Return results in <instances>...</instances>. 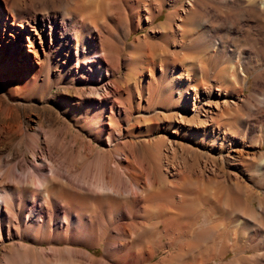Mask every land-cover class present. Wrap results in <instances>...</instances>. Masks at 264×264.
Listing matches in <instances>:
<instances>
[{
    "label": "bare ground",
    "instance_id": "obj_1",
    "mask_svg": "<svg viewBox=\"0 0 264 264\" xmlns=\"http://www.w3.org/2000/svg\"><path fill=\"white\" fill-rule=\"evenodd\" d=\"M2 1L7 4L8 0ZM101 1L106 8L103 9L102 5L95 6L93 3L94 6L90 8L91 10L84 14L86 9L84 11L83 3L80 2L74 7L72 18L62 17L68 21L71 28L77 25L78 19L83 22V27H81L83 33L74 32L73 36H69L68 33L63 34V41L68 52L72 53L71 50L74 49L78 71L80 73L87 71V83L91 89H95L94 83L101 82L104 77L103 72L109 76L112 74L109 70L107 48L113 49L118 58L120 44H127L126 40L132 32L144 28L141 25L134 29L128 35H124L123 42L119 43V39L111 31L112 28L109 29L110 25L106 17V13H110L111 7L115 4L112 2L113 0ZM135 1L137 5L133 10L135 11L134 16L139 15V18H144L143 20L147 25L154 23L163 12V7L166 6L165 4H158L154 7L156 9H153L151 4L153 2ZM225 1L216 0L217 4H220L217 6L238 11L237 6V8L231 4L230 6ZM238 2L237 4L241 7L238 13L253 14L264 21V0H238ZM97 4L100 3L97 2ZM186 4V7L180 8L179 14H176L175 11L168 13L165 21L162 22L161 29L167 30L168 33L165 32V36H170L173 40L178 35L180 38L183 35L188 36L184 47L189 51V54L187 53L184 58L182 57L184 61L188 62L191 59L190 55H197L201 52L200 49H205L208 45L207 37H211L210 33L216 28L207 27L198 36L190 32L191 29H195V25L197 27L203 26L206 20L193 2L188 1ZM108 10L109 12H106ZM18 14L12 6L2 8L0 5V83H4L9 77L20 79L29 75L32 77L39 75L43 65L48 60L46 52L45 58H39L35 45L36 38L41 40V45L44 43L47 34L46 20H39L26 13ZM175 14L176 21L181 22L183 27L188 29V32L182 29L179 23L172 24ZM111 20L112 18L109 21ZM48 22L51 24L50 21ZM174 27L175 29L172 30ZM98 31L104 34L96 37ZM48 34L50 35V33ZM84 36L89 39L85 41ZM25 37L28 45L25 43ZM178 41L182 42V40ZM210 41L209 46L212 52L209 56L215 53L219 59L226 60L225 63L229 64L230 71L228 69L226 71L222 66L216 75L221 77L220 83H216V87L211 91L204 90L208 86L200 88L196 83L195 85L188 83L185 89L182 88L181 98L174 100L170 93L176 106H180L182 100L183 103L190 104L192 99H202L203 105L202 107L200 105V109L203 113L200 115L203 118L200 119L196 110L199 106L196 104L197 101L193 100L195 113L188 118L181 113L187 110L186 107H183L182 111L177 112L178 115H176L179 122H187L188 119L196 120L202 125L205 135L209 132H214L216 135V129L222 125H227L231 131L232 129L238 131L245 120L259 117V121H251L253 124L247 122L244 129L246 130L252 125L257 128L258 133L260 132L264 139V93L260 97H256L252 93L246 98H241L236 93V84L240 85L238 76L244 77L241 80V90L245 87L246 75L240 69L244 54L231 51L216 37L212 36ZM148 51H150L148 43L132 44V51L130 52L132 55L127 61L132 67L130 70L132 69L133 72L137 73L144 71L145 67L151 63L150 60L155 57L153 55L158 53ZM32 54L34 55L33 58ZM133 55L137 57V63L133 62ZM159 55H163L162 52ZM19 56L22 58L21 62H18ZM177 58L178 56L171 59L172 64L178 60ZM165 59L161 57V65L165 66V69L161 68L162 73L159 75L161 79L168 78L170 73V62ZM245 59L250 61L247 57ZM217 61L215 62L218 63ZM186 64L185 71L187 73L184 75L187 81L200 82L197 79L198 72L191 67L193 63ZM263 66L264 64H261L259 67ZM262 69L264 71V68ZM149 70L151 71V69ZM206 79L201 78V82H205ZM110 84L111 82L107 83L103 88L105 98L107 97L105 102L94 101L92 103L94 109L92 110H85L82 107V112L75 119L78 123L83 124V127H79L87 130L90 140H98V142L107 140L110 143L114 141L111 125L114 118L113 110L118 106L119 100L117 101L115 97L118 96V90ZM178 84V82L174 84L171 81L168 87L172 89L176 87L177 89ZM190 90H193L194 97H192ZM251 97L257 101L256 105L251 102ZM106 103L109 105L110 113L104 117ZM198 103H200L199 100ZM3 116H0V136L9 140L13 136H21L22 127L6 123ZM208 117H210L211 122H208ZM214 121L217 126H214ZM222 133L224 135L223 140L229 141L230 136L227 133ZM232 133L234 135V132ZM74 136L80 138L83 145L86 143V148L87 146L94 147L91 141L86 140L79 132H76ZM24 137L26 149L23 151L21 160L7 161L3 164V159L0 157V245L5 241H21L14 243L10 249L8 247L9 250L2 259L3 264H76L72 259L65 257V252L72 256L81 255L96 262L98 259L91 251L62 246L63 243L70 242V235L72 232L74 234L75 231L78 235H84V238L87 239L85 241H88L85 243L82 240L80 241L81 244L94 249L103 243L108 254L115 245L111 239L123 241L130 237L131 241L139 240L136 241V243L139 242V246H136L137 249L133 251L127 248L121 252L123 256H129L135 252L134 254L143 261V264L146 260L151 261L159 252L164 253L163 259L165 256L171 255L176 242L175 239L179 234L190 236V240L194 237L193 234L196 235L191 243L186 245L182 243L185 246H181L179 243L180 246L178 247L182 249V254L177 253L179 257L194 253L198 248H201L204 253L202 245L206 242L210 243L209 248L207 245V249H205L209 256L205 257L204 255L203 258V255L200 254L202 255L201 258L191 264H208L210 262L214 264H264V151L258 155L252 153L253 156H247L249 159L239 157V161H235V164L226 161L234 174L229 173L226 176L218 175L214 178H208L201 191L197 189L193 179L181 176V171L178 172L180 176L173 172L172 177H175L173 181L160 177L157 184L154 167L145 166L137 156L134 161H130L129 156L119 151L120 149L114 150L115 152L112 149L109 152V159L100 168H97L95 173L93 172V177H90L87 169L82 172L74 170L76 154L69 153L61 161H55L48 146H45V151L39 153V149L37 150L39 140L36 135L32 140L29 137ZM21 142L22 140L19 141V143ZM179 145L181 149L185 146L182 143ZM170 147L172 148V146ZM150 148L153 166L159 169L161 163L160 146L153 145ZM172 150L175 151V148L173 147ZM239 162L238 168L236 163ZM171 168L173 170L178 169L174 165ZM254 199H256V203ZM203 206L208 207L203 212V219H208L206 213L213 214V222L209 220L210 224H213L208 230L201 231L200 229L196 233L195 222ZM68 232L71 234L68 235ZM26 241L28 244L25 243Z\"/></svg>",
    "mask_w": 264,
    "mask_h": 264
},
{
    "label": "rangeland",
    "instance_id": "obj_2",
    "mask_svg": "<svg viewBox=\"0 0 264 264\" xmlns=\"http://www.w3.org/2000/svg\"><path fill=\"white\" fill-rule=\"evenodd\" d=\"M188 1L193 2L196 9L200 10L205 16L204 20L207 21H205L203 26L197 27L195 25L194 28L196 31L195 29H191L190 32L198 36L201 35L207 27L212 29L215 27L216 29L212 30L210 33L211 37L213 36L219 39L224 45L230 48L231 51L244 54V57H242L243 64L240 66V69H242L243 73L246 75L245 87L241 90V80H243L244 77L238 76L240 85L238 86V83L236 84L237 95L241 98H246L253 93L256 97H260L261 94L264 93V71L262 69L264 66L261 68L259 67L261 64H264L262 63L264 62V21L253 14L238 13L241 10L240 5L237 4L239 3L238 0L225 1L235 8L238 7L240 10L237 9V12L236 9L232 10V8H229L228 10V8H222L223 6L218 7L217 5L220 4H217L216 0H147V3L153 2L151 3L153 9H156L154 7L158 4L166 5L163 7V12L151 25H147L145 20H143L144 18H139V15H137V17L134 16L135 11L133 10L137 5L135 0H113L112 2L115 4L113 6L114 9L111 7L110 13H106V17L110 25L109 29L111 30L112 28L111 31L119 39V43L123 42L124 35H128L129 32L141 25L144 26V28L132 32L126 40L127 44H120L118 48V58L115 56L116 54L113 49L107 48L110 64L109 70L112 74L109 76L103 72L102 75L104 77L102 76L101 82H96L93 85L95 89H91V86L87 83V71L81 73L78 71L74 49L71 50L72 53L68 52L63 41V34L68 33L69 36H73L74 32L83 33V30L81 31L83 22L78 19L77 25L71 28L69 27L70 24L68 21L62 19V17L68 19L72 18L74 7L80 2L83 3L84 11L86 9L84 14L88 13L94 4L95 6L102 5L104 9L105 5L101 0H8L7 4L0 0L2 8L12 6L17 14L19 13L18 15L26 13L39 20H46L45 25L47 34L44 38V43L41 45V40L36 38L35 45L40 59L45 58L46 53L48 54V60L46 64L43 65V69L39 75L33 77L29 75L26 78L21 77L20 79L9 77L7 81L0 83V116L4 115L3 117H5L6 123L22 127L21 136H13L10 140L0 136V157L3 159V164L7 163V161L12 162L21 160L23 151L26 149L24 136L32 140L36 135L39 140V143H37V150L39 149V153L45 151V146H48L51 156L52 158L54 157L53 160L55 161H61L67 154L74 153L76 154L74 170L82 172L84 169H87L90 177H93V172L95 173L96 169L100 168L105 161L109 159V152L112 151V149L113 152H115L114 150L120 149L119 151L129 156L130 161H134L137 156L145 166L154 167L157 184L160 177L166 178L168 181H173L175 179V177H172L173 172L178 173L181 171V176L183 175L191 180L193 179L192 181L196 182L197 189L202 191L204 182L208 178H214L218 175L226 176L229 173L234 174L228 162L233 164L235 161H239L238 159L240 158L244 159L245 157L246 159L249 155L253 156L252 153L256 155L262 153L264 151V139L263 136L260 135L261 133H258L257 128L252 125L248 129H244L247 122L254 120L259 121V117L245 120L243 126H241L238 131L233 129L231 131V128L227 127V125H222L220 128L218 127V129H216V135L214 132H209L205 135L200 122L188 119L187 122L180 123L178 116H176L178 115L177 112L182 111L181 109H183V107L187 109L186 112H181L184 116L189 118L195 113L193 111L194 99L191 100L190 104L183 103V100L182 104H179L180 106H176L174 103L176 98H181L183 87L185 89L188 83L194 85L196 83L200 88L208 86L209 88L207 87V89L204 90L211 91L216 87V83H220L221 77L216 75H218L222 66H224L226 71L227 69L230 71L229 64L225 63L226 60L219 56L222 59L221 61L215 53L209 56L210 52H212L209 46L211 37H207L208 45H206L205 49H200L201 52L197 55H190V60L192 61L189 60L186 62L183 58L184 55L189 52L186 47H184L186 46L185 40L188 36L185 37L183 35V37L180 38L178 35L174 38L175 41L173 38H170V36H165V32L168 33V31L161 29V25L162 22L165 21L166 15L174 11L177 12L176 14H179L180 8L186 7ZM97 2L100 4H97ZM169 4L170 6H168ZM106 12H109V10ZM176 14L173 15L174 20L172 19V24L177 22ZM110 17L112 18L111 21H109L111 19ZM48 21H50L51 24H48ZM80 22L81 24H79ZM177 23L182 26V29L188 32V29L184 28L181 22ZM173 29H175V27L172 28V30ZM48 33H50L51 36ZM85 34L87 33L85 32ZM101 34L103 35L104 33L98 31L96 37H99ZM84 37L86 39L85 41L89 39L87 36ZM178 40H182V42ZM138 41L140 43H148L150 51L158 52L159 54L162 52L164 55H159L158 53L153 55L155 57L150 60L151 63L145 67L144 71H140L139 73L133 72L132 69L130 70L132 67L127 62L128 58H131L129 56L132 55L130 53L132 51V44H137L139 43ZM25 43L28 45L26 37ZM176 54L178 60L172 64L171 59L176 58ZM172 55L173 57L171 58ZM133 56V62L135 61L134 63H137V57H135V55ZM211 56H213V58H210ZM33 57L34 55L32 54V58ZM161 57L164 59L166 58L165 60L170 62V73L166 79L159 78V75L162 73L161 68L165 69V66L161 65ZM245 57L249 58L250 61L246 60ZM2 58L4 59V57ZM207 58L208 60L206 61ZM21 59V56H19L18 62H21ZM261 59L263 60L262 62ZM189 62L193 63L191 67L194 68V71L198 72L197 79L200 81L198 83L195 81L191 82L190 80L187 81L184 75L187 73L185 71V68H187L185 67L187 65L186 63ZM149 69H151V71ZM203 69L205 71H202ZM201 72L202 74H200ZM201 75H204L205 78L201 77ZM201 78L207 79L202 83ZM171 81H173L174 84L177 82L179 83L177 89L176 87L174 89L168 87ZM109 82H111L110 85H112L114 89L116 88V90H118V96L120 94L119 98L115 96L117 98L115 99L119 101L118 106L113 110L114 118L111 127H113L112 132L114 134V141H111V143L107 142V140L99 142L98 140H90L87 135L88 132H86L87 130L80 129V127H83V124L75 121V119L78 118L77 116L82 112V107L85 110H92L94 109V107L92 108V103L94 101L105 102L107 97L105 98L103 88ZM170 93L174 97V100ZM190 93L192 97H194L193 90H190ZM250 99L251 102L256 105L257 101L253 97ZM198 100L200 103H198ZM198 100L194 101H197L196 104L199 107L196 110L200 115L203 113L200 109V105L202 107L203 104L201 98ZM186 101L188 100L186 99ZM109 113V105L106 103L104 117H107ZM201 118H203L202 115H200V119ZM208 122H211L210 117H208ZM215 123L214 121L213 124ZM251 124L253 123L251 122ZM214 126H217V124ZM76 132H79L86 140L89 139L94 147L90 148L87 146L86 148L85 145L87 144L85 143L83 145L82 140L74 136ZM222 132L230 136L229 141L226 142L223 140L224 135ZM232 132H234V135ZM20 140H22L21 143H19ZM180 143L185 145L183 149H181ZM153 145L160 146L161 149V163L159 169L153 166V156L150 148ZM170 146H172V148L174 147L175 151H173ZM39 153L38 156L40 155ZM248 157L247 159H249ZM110 159L112 160V158ZM226 161L228 162L226 163ZM172 165L178 167V169H176L177 172L171 168ZM236 166L239 168L240 162L236 163ZM180 174L178 173L177 175L180 176ZM155 186L158 185L155 184ZM253 188H255V186ZM160 189L163 188L160 187ZM254 202H257L256 199H254ZM207 208V206H203L198 214L199 217L195 222V228L197 227L196 233H198L200 229L201 231L208 230L213 224H210L213 222V214H210L211 217L209 213H206L208 214V219H203V212H205ZM69 233L70 232H68V235L71 234ZM72 234L70 235V242L66 244L63 243L62 246L66 245L72 248L91 251L98 259L96 262H93L84 256H72L65 252V257L72 259L76 264H117V262L118 264H143V261L134 254L135 252H132V255L134 254L133 256H123L121 252L127 248L134 251L137 249L136 246H139V242L136 243V241L139 240L131 241L130 237H127L126 240L123 241L111 239L114 241L113 244L115 245L108 254L103 243L95 247L96 249L88 248L80 243L82 240V242L87 240L84 238V235L81 236V234H79L80 237L76 231L73 235ZM193 236L192 240L196 235L193 234ZM179 238L181 239L179 240ZM175 240L176 242L172 248L173 254L176 250L174 255L171 253L172 256L168 255L163 259L162 256L164 253L159 252L151 261L146 260L144 264H159L160 262V264H191L194 261L197 262L202 255L203 258L204 255L205 257L208 255L205 249H207V245L209 248L210 243L206 242L202 245L203 247L201 246L204 249V253L201 248H198L194 253L192 252L189 255L179 257L177 253L182 254V249L178 246H180V244L181 246H185L191 243L192 240H190V236L180 234ZM20 242V240L5 241L0 245V264L1 262L3 264L2 259L10 247H12L14 243ZM25 243L28 244V241ZM85 243H88V241H85ZM123 246L124 248H122ZM117 251L119 252L117 253ZM208 264L214 263L210 262Z\"/></svg>",
    "mask_w": 264,
    "mask_h": 264
}]
</instances>
